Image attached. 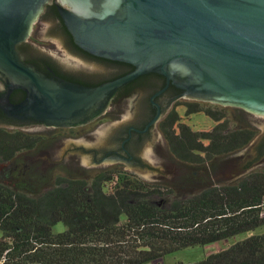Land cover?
<instances>
[{
    "label": "water",
    "instance_id": "95a60500",
    "mask_svg": "<svg viewBox=\"0 0 264 264\" xmlns=\"http://www.w3.org/2000/svg\"><path fill=\"white\" fill-rule=\"evenodd\" d=\"M49 1L0 0V76L29 93L25 104L11 108L15 113L51 126L86 123L105 112L120 88L156 73L166 86L155 96L172 82L186 90V97L264 116V0H59V12L78 46L135 67L92 87L48 81L21 60L17 45L30 36ZM130 123H105L87 136L68 139L62 158L75 154L82 163L97 165L92 151L103 156L115 150L119 132ZM156 137L155 130L141 143L126 146L125 154L137 161L121 160L127 169L151 171L146 149ZM263 141L264 131L244 149L243 165L261 163Z\"/></svg>",
    "mask_w": 264,
    "mask_h": 264
},
{
    "label": "trees",
    "instance_id": "16d2710c",
    "mask_svg": "<svg viewBox=\"0 0 264 264\" xmlns=\"http://www.w3.org/2000/svg\"><path fill=\"white\" fill-rule=\"evenodd\" d=\"M146 77L126 85V93ZM177 107L187 115L202 112L217 123L221 114L198 103L176 102L159 126L182 160H203L200 153L206 160L233 154L255 136L250 129L226 132L225 123L211 132H193L181 123ZM39 140L0 127V161L34 148ZM169 192L114 170L90 182L59 178L39 195L0 183V264H158L176 251L264 228V171L166 205L153 200ZM60 224L64 229L56 231ZM192 264H264V231Z\"/></svg>",
    "mask_w": 264,
    "mask_h": 264
},
{
    "label": "rangeland",
    "instance_id": "374dc122",
    "mask_svg": "<svg viewBox=\"0 0 264 264\" xmlns=\"http://www.w3.org/2000/svg\"><path fill=\"white\" fill-rule=\"evenodd\" d=\"M35 32L40 43H43L37 44L39 50L60 61L67 57L57 35L51 33L46 24L40 31H37L36 28ZM64 54L65 56H63ZM100 74L103 75L104 72ZM177 101L198 103L206 109L221 114L220 122L217 123L202 112L187 115L184 109L177 107L181 123H184L193 132H211L215 126L225 123L226 132L250 129L255 133V137L245 148L233 154L219 155L211 160H206L205 154L200 153L203 160L198 159L194 162L182 160L176 156L164 134L159 130L157 131L156 140L146 149V157L152 164V169L145 174L127 169L122 161L104 163L103 168L98 165L88 166L82 163L78 157L75 158V154H68L62 158V151L68 139L74 140L87 136L105 123L132 122L133 117L130 112L133 106L132 101L120 102L115 106L109 103L107 111L113 113L111 119L103 116L84 127L26 129V131H23L39 137V143L30 150L17 153L7 161H0V183L27 194L39 195L53 188L59 178L80 179L90 182V179L98 173L118 169L130 173L148 184L157 185L165 192H168V189L173 191V193L169 192L164 198H153L154 201L166 205L170 200L185 198L186 195L197 193L203 188L215 184L234 183L247 173L264 171V159L254 166L243 165L246 157L244 149L248 148L264 131V116L249 114L240 108L218 103L196 102L188 99H178ZM114 110H117V112L115 113ZM203 145L206 146L207 141H204ZM63 229L62 224L55 228L56 231H62ZM263 229L259 228L241 233L205 246L182 249L165 256L158 264L196 263L254 234H260L264 231Z\"/></svg>",
    "mask_w": 264,
    "mask_h": 264
},
{
    "label": "flooded vegetation",
    "instance_id": "af4514ba",
    "mask_svg": "<svg viewBox=\"0 0 264 264\" xmlns=\"http://www.w3.org/2000/svg\"><path fill=\"white\" fill-rule=\"evenodd\" d=\"M60 6L59 0H50L45 5L38 19L34 22L30 36L17 45V51L24 63L33 66L34 69L48 81H64L87 87L111 81L135 69L133 65L127 64L126 62L100 57L78 46L59 12ZM45 24L51 33L57 35L58 41L67 54V57L61 61L38 49L37 44L43 43H40V40L36 36L35 29L37 28V31H40ZM63 56H65V54ZM103 72V75L100 74ZM1 74L3 75V73ZM146 75L145 83L136 82L137 86L127 93L124 86L120 88L110 100L109 103H111L112 106L120 102L132 101L133 106L130 112L133 120L127 128H125L123 134H121V131L119 132L121 141L117 147H114L115 150H106L107 152H105L103 156L96 155L97 150L92 151L94 154L92 162L96 163L98 166L103 167L105 159L113 160L114 163L125 159L132 160L134 163L137 162L132 155L129 154V156H127L125 154L126 146L129 144L137 145L141 143L148 134H152L155 130L161 131L159 123L174 108L178 99L205 102L201 99L186 97V90L177 87L172 82L161 94L155 96L157 92L166 86V79L162 75L156 73ZM4 78L5 80L0 76V127L7 130L23 132L26 131V129L42 130L45 128L84 127L103 116L105 118L110 117L111 119L113 114L109 110L107 111V106L105 112L93 121L81 124L72 121L69 125L65 126H51L45 121L26 116L22 112L15 113L11 109L12 107L19 108L25 104L29 97V93L23 86L17 87L16 84L12 86L7 76ZM3 82H5V84L7 83L5 89ZM114 111L115 113L117 112V110ZM158 114L160 118L156 124L149 125ZM90 136H92V134ZM261 146H264V143H262ZM77 157L78 156H75V158ZM116 171L120 170L116 169Z\"/></svg>",
    "mask_w": 264,
    "mask_h": 264
}]
</instances>
